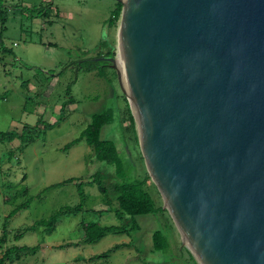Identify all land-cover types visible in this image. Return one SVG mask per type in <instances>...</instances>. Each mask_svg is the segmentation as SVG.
Here are the masks:
<instances>
[{
    "label": "water",
    "instance_id": "1",
    "mask_svg": "<svg viewBox=\"0 0 264 264\" xmlns=\"http://www.w3.org/2000/svg\"><path fill=\"white\" fill-rule=\"evenodd\" d=\"M114 1L121 89L182 244L264 264V0Z\"/></svg>",
    "mask_w": 264,
    "mask_h": 264
},
{
    "label": "rangeland",
    "instance_id": "2",
    "mask_svg": "<svg viewBox=\"0 0 264 264\" xmlns=\"http://www.w3.org/2000/svg\"><path fill=\"white\" fill-rule=\"evenodd\" d=\"M116 3L0 0V133L21 135L24 127L33 128L38 122L56 124L40 129V136L32 140L0 139V237L6 231L0 257L13 246L36 248L10 257L5 264H197L166 212L135 217L139 226L135 232H109L96 243L83 241L81 222L104 227L131 225L129 220L117 219L114 196L107 205L92 182L98 176L105 185L114 184L118 181L114 168L96 161L84 140L64 150L79 137L93 114L108 108L117 113L116 121L102 128L101 139L116 144L133 168L134 178L147 175L138 126L121 89L120 73L108 61H95L117 54L120 17L115 26H108ZM79 189L84 205L78 214L60 215L50 233L43 228L29 230L36 221L79 205ZM151 194L156 206L163 207L152 187ZM28 199L29 207L6 221ZM155 230L163 231L169 239L165 253L152 250ZM20 231L22 237L15 241ZM116 245L122 247L110 251ZM107 251V256L89 261Z\"/></svg>",
    "mask_w": 264,
    "mask_h": 264
},
{
    "label": "trees",
    "instance_id": "3",
    "mask_svg": "<svg viewBox=\"0 0 264 264\" xmlns=\"http://www.w3.org/2000/svg\"><path fill=\"white\" fill-rule=\"evenodd\" d=\"M116 9L113 11L111 18L108 21L109 28H112L116 25L119 20L121 7L120 3H116ZM110 56H113L111 53ZM64 111V106L61 107L60 113ZM129 119L133 124V117L128 111ZM62 119V114L59 118L58 123ZM117 119V113L113 109H105L100 113L93 114L86 127L81 131L79 137L71 142V144L66 145L64 150L70 148L72 145L79 143L81 140H84L86 145L91 148L93 157L98 162H103L107 165H110L114 168L115 178L118 180L112 185H105V183L96 176L93 178L92 182L96 185L99 192L103 195L107 205L111 204L110 197L114 196V201L116 203L114 207V213L117 216V219L123 222L124 220H129L131 225L129 227L126 224L121 226H109L104 227L98 223L93 222H81L80 227L83 232V241L86 243H96L101 240L106 233H115V234H129L135 232L139 229L137 223L134 222V218L137 216H153L159 212L167 213L160 206H156L153 196L151 194V187L158 193L156 187L151 182L148 174L145 175L142 179L134 178L131 174L133 168L130 167L129 161L120 154L116 144L111 140L101 139L102 128L112 125ZM56 124H43L38 122L35 127H24L22 129V134L17 132L9 133H0V139L2 141L12 142L15 139L26 138L32 140L33 137H39L41 134L40 129H46L48 127H54ZM69 180L68 182H72ZM80 196V204L73 208H65L60 210L55 215H50L47 219H42L36 221L29 230L35 231L37 228H43L44 232H52L57 223V219L60 215H76L78 214L83 205H84V194L81 189L78 190ZM37 199L41 198V195H37ZM31 203V199L26 200L18 207H16L6 218V221L16 215L19 211L27 209ZM168 214V213H167ZM22 233L17 232L14 236L15 241L20 240ZM6 241V231L4 230L2 236L0 237V249L5 245ZM152 250L154 252L165 253L169 250L170 244L169 239L166 237L165 233L161 230L153 231L151 235ZM122 246H115L112 250H117ZM35 247H16L5 249L2 251L0 257V264H5L6 261L12 256L16 258L20 256L19 253L25 251H36ZM110 251L106 253L90 258L89 261L93 259L100 258L102 256H107Z\"/></svg>",
    "mask_w": 264,
    "mask_h": 264
},
{
    "label": "bare ground",
    "instance_id": "4",
    "mask_svg": "<svg viewBox=\"0 0 264 264\" xmlns=\"http://www.w3.org/2000/svg\"><path fill=\"white\" fill-rule=\"evenodd\" d=\"M124 1H127V0H124ZM115 66H116V69L119 71V73L121 74V65H120V62H119V58H118V52L116 54V61H115ZM126 92V95L129 97L127 91ZM130 98V97H129ZM133 108V106H132Z\"/></svg>",
    "mask_w": 264,
    "mask_h": 264
}]
</instances>
